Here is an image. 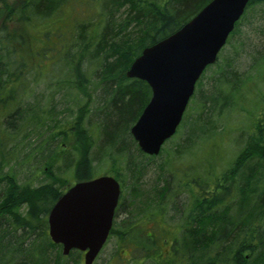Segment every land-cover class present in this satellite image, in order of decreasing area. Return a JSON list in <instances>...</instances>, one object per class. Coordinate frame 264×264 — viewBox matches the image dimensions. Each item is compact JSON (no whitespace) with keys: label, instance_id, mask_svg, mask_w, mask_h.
Masks as SVG:
<instances>
[{"label":"trees","instance_id":"trees-1","mask_svg":"<svg viewBox=\"0 0 264 264\" xmlns=\"http://www.w3.org/2000/svg\"><path fill=\"white\" fill-rule=\"evenodd\" d=\"M208 1L0 0V264H80L78 249L64 255L51 241L46 216L70 179L93 177L96 152L126 171L110 236L141 252L131 264H264V40L248 51L242 39L245 26L264 38V10L253 11L264 0L248 1L203 71L215 67L206 87L199 77L194 114L174 147L147 154L130 133L151 90L126 70ZM40 38L47 43L37 49ZM42 80L44 91L33 92ZM252 89L249 107L242 96ZM235 100L246 117L235 138L243 145L226 157L217 141L224 130L215 128ZM163 150L155 182L144 187L147 162ZM31 157L38 166L26 170ZM129 196L139 220L120 218L131 213Z\"/></svg>","mask_w":264,"mask_h":264},{"label":"water","instance_id":"water-1","mask_svg":"<svg viewBox=\"0 0 264 264\" xmlns=\"http://www.w3.org/2000/svg\"><path fill=\"white\" fill-rule=\"evenodd\" d=\"M249 0H210L178 29L142 48L125 74L147 82L151 94L130 133L147 154H158L176 131L195 85L215 62ZM120 184L103 174L77 180L53 203L47 232L64 255L83 251L92 264L110 233Z\"/></svg>","mask_w":264,"mask_h":264},{"label":"rangeland","instance_id":"rangeland-1","mask_svg":"<svg viewBox=\"0 0 264 264\" xmlns=\"http://www.w3.org/2000/svg\"><path fill=\"white\" fill-rule=\"evenodd\" d=\"M14 1V0H12ZM260 10H264V5L263 4H258L253 6V11H260ZM257 17H259V15H256ZM36 31V30H35ZM243 31L245 32L244 38L242 37V39L245 41V46L247 48L248 51L253 50L254 48H257L259 43H263L264 38L255 30H253V32L251 33H247L246 35V26L244 27ZM37 32V31H36ZM53 41L51 38H49V41ZM45 43H47L43 38H40L38 40V44L37 46H35V48H40L42 45H44ZM225 50L223 54L228 53L230 51V46H226ZM221 51V50H220ZM220 53V52H219ZM218 53V54H219ZM252 54V53H251ZM220 55V57L222 56ZM250 61V54H246V56L241 55L240 60H239V68L240 69H246L248 62ZM215 69L214 66H210L206 69L205 72H203V77H202V83L204 85V87L207 86V81L208 78L210 77V75L212 74L213 70ZM201 74V75H202ZM200 79V78H199ZM198 82V80H197ZM196 82V85H197ZM46 83L45 81H39L38 85H35L32 83V91L35 93H42L44 91L43 86H45ZM196 87V86H195ZM199 92V89H198ZM255 92V90H254ZM251 94H253V89L252 90H248L246 92V94L244 96H242V98L244 99V104H247L250 107V104H252V98L249 96H251ZM195 97H190L188 104L186 106V109L183 113L182 119L180 124L178 125L179 128H177V131L179 133H175L173 135V137H171L170 139L167 140L166 143H164L162 148H168L171 146H175L177 140L179 139V137L183 134V124H185V121L187 120L188 115L191 116L192 114H194L195 109L193 108L195 105V101H194ZM241 104H239V102H237V100L234 101L233 106H230L227 110L226 113L224 115H222L219 120L216 122L217 127L216 132L217 133H221L222 130H224L223 134H218L217 136V141L221 140L220 145H219V149L220 151H222V156L224 155L223 152L225 153V156L227 157L229 155V157L231 155H234L235 152L238 151V149L243 145L242 142H240L238 140V142L236 141V135L237 132L239 131L238 128L241 127L239 126V123L241 124V122L246 118L244 117V110L242 109L243 107L240 106ZM245 106V105H244ZM194 109V110H193ZM93 121H96V119L94 118ZM182 127V128H181ZM95 128V133L94 136L96 138H98L99 135V131H98V124H96ZM97 128V129H96ZM176 131V132H177ZM100 142V139H98ZM208 144H203V149L206 150V154H208L211 151V148H208ZM213 147V146H212ZM94 151L96 152L97 147L93 148ZM196 156L194 155V157L199 158L200 156V152L195 153ZM96 155L98 156V161H99V167H95V174L93 175V177L99 176V175H103V174H108V175H112L114 178H116L117 180H122V176L126 171L122 168V167H118L116 165V162H114L111 159H108L107 157H105L104 155V161L102 158V154H99V152H96ZM164 150L162 151V153L159 156H154V158H152L151 160H149L145 166V170H144V178H143V183L142 185H145L144 187H148L150 186L153 182H155V177L157 175V170L159 169V167L157 168V165L159 163L162 162V160H164ZM224 156V157H225ZM180 161H185L186 158H180ZM97 162V161H95ZM223 162V160H222ZM25 169L29 170L30 166H38V162L35 160V158H29L28 160L25 161ZM63 161H60L58 164H56V166H60L62 165ZM71 167H59L58 169V173H62L63 171H66L69 173L71 171ZM31 170V169H30ZM38 171V170H37ZM36 171V172H37ZM62 175L64 176H68L69 174L66 175V173H62ZM41 179L43 178V175L41 176ZM92 178V177H91ZM40 179V181H41ZM43 180V179H42ZM71 181L66 185V187L68 188V185L73 184L75 181H77L76 179H70ZM36 183H39V179L36 181ZM65 187V189H66ZM122 193H120V198H121ZM132 197L129 196L128 197V203H124V208L127 207L130 209L131 213H128L125 211V213H121L120 218H126L128 216L129 220H139L140 216L137 213V205H138V200H133L130 201ZM129 204V205H128ZM48 214V213H47ZM116 215V213H115ZM115 218V216H114ZM126 220V219H125ZM46 221H47V216H46ZM114 223V220H113ZM170 247L169 242H162L160 243V249L162 250H168ZM81 252V251H80ZM141 252L138 250H133L129 244H125V243H120L118 242V239L114 236V235H109L106 242L104 243V245L102 246L101 250L99 251L98 255L95 257L94 261L92 264H131L130 263V259L132 257H135V259L140 260L141 257ZM75 256V255H74ZM78 257V262L80 264H84L83 263V252H81V254L76 255V258ZM133 264H151L150 260H141V261H136Z\"/></svg>","mask_w":264,"mask_h":264}]
</instances>
